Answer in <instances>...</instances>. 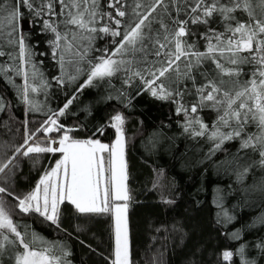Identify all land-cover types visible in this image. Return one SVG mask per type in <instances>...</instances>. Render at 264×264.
Listing matches in <instances>:
<instances>
[{
	"label": "snow or ice",
	"instance_id": "1",
	"mask_svg": "<svg viewBox=\"0 0 264 264\" xmlns=\"http://www.w3.org/2000/svg\"><path fill=\"white\" fill-rule=\"evenodd\" d=\"M30 34L46 35L49 52H37L40 41L29 42ZM49 54L58 73L51 78L38 59ZM114 79L174 105L183 133L209 143V158L235 144L229 163L237 179L257 167L264 172V0H0V81L16 90L28 112L46 115L35 130L24 122L23 143L0 161V179L7 184L15 175L19 156L35 155L36 163L43 154L58 155L31 191L16 195L0 185V264H73L67 245L22 221L37 216L60 228L66 203L82 216H109L110 264H133L125 116H111V144L77 139L60 121L85 88L112 86ZM53 82L75 87L62 107L45 111L37 97L47 98ZM5 108L0 96V112ZM206 110L215 113L211 123L201 115ZM96 132L104 135V126ZM251 187L264 197V175ZM4 197L15 201L21 219ZM222 215L224 223L233 219ZM258 222L264 225V215ZM231 238L240 240V233ZM255 247L264 252V242ZM234 256L236 264H256L244 244L220 254L224 264H233Z\"/></svg>",
	"mask_w": 264,
	"mask_h": 264
},
{
	"label": "trees",
	"instance_id": "2",
	"mask_svg": "<svg viewBox=\"0 0 264 264\" xmlns=\"http://www.w3.org/2000/svg\"><path fill=\"white\" fill-rule=\"evenodd\" d=\"M46 39L44 34H30L29 42L40 41L35 50L48 53ZM97 45L103 47L104 42L97 41ZM38 59L44 61L41 67L48 78L58 74L50 54ZM21 82L17 78V83ZM73 87L60 89L53 82L47 98L37 99L47 106L45 111H55L63 106ZM118 90L125 91L127 96H120ZM0 96L6 104L0 112V161H3L23 143L24 122H28L29 130H35L46 115L28 112L16 90L5 86L3 81ZM174 107L147 92L137 95L135 87L122 86L114 79L112 86L85 88L69 109L70 114L60 121L74 128L71 134L77 139L98 138L111 144L115 130L107 127L110 118L117 112L125 116L133 264H224L220 258L222 251H235L240 244L246 245L247 255L256 264H264V252L255 247L264 242V225L258 222V217L264 215V197L251 187L264 172L257 167L243 180L237 179L235 165L229 163L236 145H225L226 151L209 158V143L194 141L183 133L179 123L182 117L175 115ZM201 115L208 123L215 119V113L208 110ZM101 126H104L102 136L96 132ZM57 158L58 155L43 154L34 163L35 155L19 156L14 162L15 175L7 184L0 179V185L23 195L32 190ZM4 199L7 209L21 219L15 201ZM223 212L233 217L231 222H222ZM22 221L45 238L67 245L73 264H110L114 233L109 216H82L66 203L61 206L60 228L37 216L22 217ZM233 232L240 233V240L231 238Z\"/></svg>",
	"mask_w": 264,
	"mask_h": 264
},
{
	"label": "rangeland",
	"instance_id": "3",
	"mask_svg": "<svg viewBox=\"0 0 264 264\" xmlns=\"http://www.w3.org/2000/svg\"><path fill=\"white\" fill-rule=\"evenodd\" d=\"M27 27V26H26ZM53 135L55 136V133H53ZM104 143V142H103ZM128 211H129V209H128ZM128 223H129V221H128Z\"/></svg>",
	"mask_w": 264,
	"mask_h": 264
},
{
	"label": "water",
	"instance_id": "4",
	"mask_svg": "<svg viewBox=\"0 0 264 264\" xmlns=\"http://www.w3.org/2000/svg\"><path fill=\"white\" fill-rule=\"evenodd\" d=\"M66 127V126H65ZM69 128V127H68ZM74 130V128H72Z\"/></svg>",
	"mask_w": 264,
	"mask_h": 264
}]
</instances>
